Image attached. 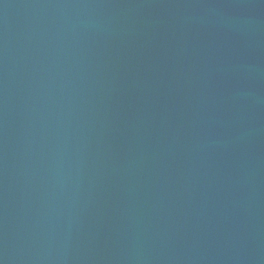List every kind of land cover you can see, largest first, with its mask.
Masks as SVG:
<instances>
[{
    "label": "water",
    "instance_id": "water-1",
    "mask_svg": "<svg viewBox=\"0 0 264 264\" xmlns=\"http://www.w3.org/2000/svg\"><path fill=\"white\" fill-rule=\"evenodd\" d=\"M0 264H264V0H0Z\"/></svg>",
    "mask_w": 264,
    "mask_h": 264
}]
</instances>
